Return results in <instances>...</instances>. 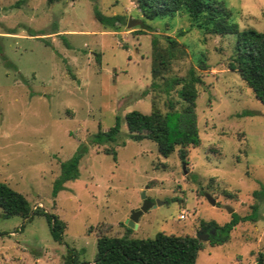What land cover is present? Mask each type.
Wrapping results in <instances>:
<instances>
[{"label": "rangeland", "instance_id": "obj_1", "mask_svg": "<svg viewBox=\"0 0 264 264\" xmlns=\"http://www.w3.org/2000/svg\"><path fill=\"white\" fill-rule=\"evenodd\" d=\"M208 1L223 3L240 29L264 30V0ZM94 8L126 21L105 26ZM130 18L137 20L127 27ZM142 19L152 31H137ZM163 35L185 50L166 75L193 66L203 80L195 100L200 143L188 148L185 163L176 150L164 157L153 141L129 138L123 119L153 105L164 111L168 99H178L175 90L166 95L151 86V39L166 46ZM234 41V34L205 32L183 10L144 19L135 0H0V182L65 223L59 243L43 215L2 217L0 208V264H63L67 246L92 261L102 222L112 223L110 235L198 237L211 221L221 227L250 213L258 202L252 192L264 190V104L228 68ZM116 116L117 140L93 144L92 135ZM79 144V175L53 197L60 163ZM110 147L115 158L104 152ZM143 193L152 206L127 232ZM258 203L256 220L239 221L229 233L211 225L215 233L200 240L197 264H255L264 253V199Z\"/></svg>", "mask_w": 264, "mask_h": 264}, {"label": "trees", "instance_id": "obj_2", "mask_svg": "<svg viewBox=\"0 0 264 264\" xmlns=\"http://www.w3.org/2000/svg\"><path fill=\"white\" fill-rule=\"evenodd\" d=\"M136 6L144 19H156L164 15H173L177 11H185L190 19L196 21L198 27L210 34H234L233 54L229 58L228 68L236 71L246 84L252 89L254 96L264 104V30L255 28L240 29L236 22L229 20V12L221 2L208 0H135ZM93 16L101 24L115 27L125 23L126 17L121 14L105 15L94 8ZM141 32L145 29L152 31L150 25L140 21ZM179 31L178 34H183ZM34 35V34H31ZM166 46L159 43L157 36L151 39L152 66L151 86L168 95L172 90L177 94V101L168 99L167 108L161 111L153 105L150 112L133 109L125 113L123 119L127 128V136L139 141L149 139L156 144L160 155L167 157L176 150L178 158L185 163L188 148L200 143L197 126L196 98L197 85L202 84L201 75L195 67L188 68L184 75H169L171 60L185 54L184 45L175 37L163 35ZM6 66L13 64L5 59ZM97 62L100 59L97 55ZM207 67L201 61L199 69ZM158 80H160L158 82ZM179 103V106H176ZM121 117L116 116L115 123L107 130L98 129L91 137L93 144L115 142L120 132ZM79 144L77 151L67 160L60 163V172L52 184V196L64 188V183L79 175V162L83 150ZM105 153L116 156L113 147L105 148ZM253 196L258 202L264 199V190H254ZM251 206V212L234 216L221 227L214 222L208 223L218 230L229 233L239 221H254L258 214L259 203ZM1 216L21 215L27 220L34 215H43L48 223L52 238L63 242L65 223L55 214L44 210L40 206L31 207L26 197L8 184L0 182ZM103 223V225H101ZM96 226V252L92 261L80 258V251L67 246L63 255V264H197L199 251L203 245L196 236L175 235L157 232L152 238L133 237L129 234L120 236L110 235L108 231L112 223L102 222ZM205 227V226H204ZM126 231L131 228L125 226ZM212 243H214L212 241ZM255 264H264V253L259 252Z\"/></svg>", "mask_w": 264, "mask_h": 264}, {"label": "water", "instance_id": "obj_3", "mask_svg": "<svg viewBox=\"0 0 264 264\" xmlns=\"http://www.w3.org/2000/svg\"><path fill=\"white\" fill-rule=\"evenodd\" d=\"M136 20H137V19H132V18H130V19L128 20V22H127V27L132 26V25H133V21H136ZM183 170H184V166H183ZM142 197H143V202H142L141 206L138 207V208H136V209H134V210L131 212L130 216L127 217V219H126V221H125L126 225H127L128 227H130V228L136 226V225H137L138 217H139L144 211H146L150 206H152V203L149 202V201L146 199V197L144 196V193L142 194ZM206 197H207V199H208V201H209L210 203H212V204L215 203V200H214L210 195L206 194ZM229 211H231V209H229ZM196 237H197V236H196ZM207 237H208L207 234H202V235L199 234L197 238H198V240H201V239H203V238H207Z\"/></svg>", "mask_w": 264, "mask_h": 264}, {"label": "flooded vegetation", "instance_id": "obj_4", "mask_svg": "<svg viewBox=\"0 0 264 264\" xmlns=\"http://www.w3.org/2000/svg\"><path fill=\"white\" fill-rule=\"evenodd\" d=\"M214 233H215V229L211 225H208V226H205V227L201 228V232H200V234H207L208 237L210 235H213Z\"/></svg>", "mask_w": 264, "mask_h": 264}, {"label": "built area", "instance_id": "obj_5", "mask_svg": "<svg viewBox=\"0 0 264 264\" xmlns=\"http://www.w3.org/2000/svg\"><path fill=\"white\" fill-rule=\"evenodd\" d=\"M182 217H183V214H180V215H179V218H182Z\"/></svg>", "mask_w": 264, "mask_h": 264}]
</instances>
